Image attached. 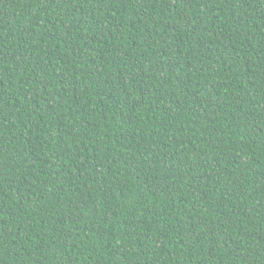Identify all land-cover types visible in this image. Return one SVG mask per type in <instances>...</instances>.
<instances>
[{"label": "trees", "instance_id": "1", "mask_svg": "<svg viewBox=\"0 0 264 264\" xmlns=\"http://www.w3.org/2000/svg\"><path fill=\"white\" fill-rule=\"evenodd\" d=\"M0 264H264V0H0Z\"/></svg>", "mask_w": 264, "mask_h": 264}]
</instances>
